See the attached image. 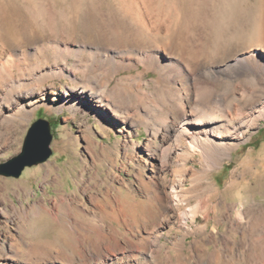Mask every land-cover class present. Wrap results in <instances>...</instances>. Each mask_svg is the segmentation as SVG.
I'll return each mask as SVG.
<instances>
[{"label":"bare ground","instance_id":"bare-ground-1","mask_svg":"<svg viewBox=\"0 0 264 264\" xmlns=\"http://www.w3.org/2000/svg\"><path fill=\"white\" fill-rule=\"evenodd\" d=\"M42 104L68 110L66 121L80 114L79 131L66 127L60 138L74 149L82 144L80 185L50 204H4L0 194L5 226L20 229L19 237L0 235V264H156L145 244L178 258L186 237L199 234L222 264H245L241 239L226 233L241 238L262 211L221 200L213 219L226 232L217 224L206 231L216 192L208 178L264 119V0H0V154ZM94 124L122 136L99 140ZM140 126L142 144L134 139ZM89 156L109 166L108 186L118 194L105 188L115 204L105 215L117 228L133 224L128 237L96 211L97 194L85 185ZM50 164L28 173L47 175ZM129 164L130 180L120 173ZM138 195L158 209L151 226L136 225L130 199ZM200 214L203 225L195 223ZM42 215L58 224L57 234L34 236ZM157 229L181 234L171 241Z\"/></svg>","mask_w":264,"mask_h":264},{"label":"rangeland","instance_id":"rangeland-1","mask_svg":"<svg viewBox=\"0 0 264 264\" xmlns=\"http://www.w3.org/2000/svg\"><path fill=\"white\" fill-rule=\"evenodd\" d=\"M56 29L58 30V26ZM256 51L260 53V49H256ZM152 76L153 74H150V77ZM216 97L220 98L221 95L217 94ZM67 116H70V112L66 109L62 111H49L45 105H40L36 108L34 115L19 134L20 137L18 141L13 143L10 149H7L0 154L1 168L3 164L7 163L9 159L20 152L24 136L32 122L39 118L46 119L49 122L52 139L50 142L51 154L48 159L42 163L24 167L17 177L0 173V194L1 198H4L5 200L4 204L12 202L17 206H20L21 204L24 206L37 205V200L42 198L50 204L53 196L58 197L61 189H64L70 194L75 190H78L80 184L78 183L76 175L83 167L79 155L83 153L82 144L74 149L67 145V143L61 142L60 138L61 130L66 127H69L75 132L79 131L80 114H77L74 118H70L66 121L65 117ZM90 120L92 121L93 119L90 117ZM94 127L97 133V138L108 143H111L118 137L122 136L121 133H117L113 130L110 131L109 135H103L102 130L98 125L94 124ZM146 138L147 133L144 128L140 126L134 139L137 143L142 144L145 142ZM246 139L247 140L241 143L237 149L233 150L232 155L229 158H226L221 166L216 167L209 174L208 179L216 189V192L214 196L215 200L213 199L210 203L213 206L210 207V212L207 216L208 226L206 231L209 232L213 228L212 225L215 226V224H217L214 223L213 219L214 216L218 215V208H214L215 203L222 200L226 203H235L240 208L243 205L248 206L251 203L256 204L260 207L262 212H260L254 220L248 222L246 226L247 228L241 238L239 234L234 231L226 234L230 237L233 243L234 240L238 242L237 240L241 239L246 248L245 264H264V119L258 120L257 125L249 132ZM81 142L83 141L81 140ZM47 162H51L50 167L52 168V171H50L49 174L45 175L44 170H40L37 173H28V170L43 166L47 164ZM192 162L193 161L190 160L188 165L192 164ZM108 167L109 166L105 162L100 161L99 157L94 156L92 159L89 156L87 171H84V176L87 179L85 185L88 187L89 192L92 191L97 194L96 197L99 206L96 211L99 214V217L104 219L106 223L115 227L117 222L111 221V219L107 218L105 215V213H111L112 209L115 207V204L110 201L111 199L107 198L105 195V191L110 188L108 186V179L105 176V171ZM132 167L133 165L129 164L126 169L120 170L121 175L128 180L133 179ZM185 183L187 186L190 184L189 175L187 176ZM109 191L114 196L118 194L117 187L109 189ZM130 201H133L137 208L138 217H136V225L138 227L151 226L152 223L156 222L155 216H157L159 212L154 204L149 203L139 195L134 196ZM204 217V214H200L195 223L203 225L206 221V218ZM46 218L47 217L43 215L35 217V221H33L32 224V230L35 233H33L34 236L37 234L41 237H51L52 235L57 234L60 229L58 224L56 222H50ZM3 221L4 218L1 216L0 235L3 236L7 231H11L13 235L15 234V236L19 237L20 229L18 228V223H12L10 221L5 226L6 223ZM128 227L133 228L134 226L133 224H129L128 226L122 225L119 226V228H117V226L115 228H117L118 231L120 230L119 232L123 237H128V235L131 234V231H128L127 229ZM216 227L219 232H226L224 221L218 223ZM157 231H164L166 233L165 230L157 229ZM180 234V231H177L176 229H173L169 234L166 233V235H169L168 240L171 241H174ZM201 238L202 235L200 234L194 237L193 235H188L186 237L185 246L181 249L178 258L175 255L177 254L176 250H172L169 256V254L167 255L165 248L158 252L157 247L153 243L145 245H149L147 250H150L151 248L154 249L153 253L155 255L156 264H179L180 261V264H216L219 258L213 252L215 249L213 242L210 241L204 243ZM161 239L165 241L166 236H163ZM111 240H109L110 244L113 243V240ZM121 241H123L122 238ZM165 244L171 246L170 241H165ZM218 245L220 244L218 243ZM200 253L202 255H200ZM121 254L122 252L119 253V255ZM186 255H188V257ZM218 263L222 264V261L218 260ZM94 264L98 263L95 262Z\"/></svg>","mask_w":264,"mask_h":264},{"label":"water","instance_id":"water-1","mask_svg":"<svg viewBox=\"0 0 264 264\" xmlns=\"http://www.w3.org/2000/svg\"><path fill=\"white\" fill-rule=\"evenodd\" d=\"M51 139L49 122L35 120L26 131L20 152L2 165L0 173L17 177L24 167L46 161L51 154Z\"/></svg>","mask_w":264,"mask_h":264}]
</instances>
